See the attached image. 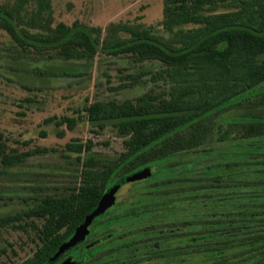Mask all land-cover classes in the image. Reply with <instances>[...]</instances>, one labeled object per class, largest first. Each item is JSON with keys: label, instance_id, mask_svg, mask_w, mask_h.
I'll return each instance as SVG.
<instances>
[{"label": "trees", "instance_id": "1", "mask_svg": "<svg viewBox=\"0 0 264 264\" xmlns=\"http://www.w3.org/2000/svg\"><path fill=\"white\" fill-rule=\"evenodd\" d=\"M0 24L24 54L88 65L105 55L122 58L127 66L160 63L183 73L177 72L178 78L172 79L175 87L162 84L161 69L121 72L124 82L119 89L136 87L146 75L164 87L135 99L97 100L78 111L79 119L85 118L95 134L111 129L113 136L122 140L123 150L115 155L98 154L92 140H73L66 145L67 158L70 154L77 157L72 185L60 193H40L28 209L0 218L2 226L32 233L33 239L25 246L44 248L17 264H43L61 243L72 238L103 196L114 189L118 192L127 177L144 170L152 175L141 181L157 178L145 189L150 194L143 202L150 209L116 221H155L161 215L184 212L172 211L173 206L195 205L202 209L193 212L204 234H194L193 262L264 264V115L233 118L231 125L239 128L237 138L231 137L232 129L216 133V119L252 98L264 85V0H165L162 25L168 33L178 35L201 26L196 39L178 51L161 43L148 27L113 23L103 34L100 28L78 23L55 25L51 0H16L9 9L0 10ZM127 66L122 71H130ZM185 76L204 77L209 84L198 88L180 85L186 83ZM175 97L189 107H174ZM259 104L264 105V99ZM186 115L191 117L184 119ZM54 120L57 126L67 125L70 130L78 122L68 116ZM212 136H217L216 143L209 146ZM32 155L8 152L0 133V175ZM253 172L260 177L243 180L247 186L242 195L236 192L239 179L225 185L229 182L226 175ZM192 186L197 191L194 201L193 195L180 192Z\"/></svg>", "mask_w": 264, "mask_h": 264}, {"label": "rangeland", "instance_id": "2", "mask_svg": "<svg viewBox=\"0 0 264 264\" xmlns=\"http://www.w3.org/2000/svg\"><path fill=\"white\" fill-rule=\"evenodd\" d=\"M15 1L0 0V10L9 9ZM51 2L55 25L64 23L72 26L78 23L89 28H100L103 34L113 23L148 27L152 29L161 43L176 51L194 41L201 27L200 25L192 28L188 26L189 32L186 30L178 35L168 33L162 25L165 0H51ZM24 29L23 32L27 34L26 27ZM125 66L127 64L124 59L105 55H99L92 65H88L82 62L54 60L48 55L24 54L14 47L9 34L1 28L0 24V133L3 135L8 152L33 153L32 156L26 157L25 162L19 166L6 169L5 172L8 174L0 175V218L28 209L40 193H60L66 186L72 185L75 180L77 157L70 154V158H67L66 145L71 141L92 140L95 143L93 151L102 155H115L123 150L122 140L114 137L111 129L108 128L95 134L93 127L85 118L79 119L78 111L97 100L135 99L150 90L160 92L165 86L164 83L176 87L172 79L178 78V71L168 65L163 67L160 63H156L134 67L128 64L127 67L130 68L128 72L122 71ZM155 69H161L160 74L164 80L162 83L164 86L161 83H152L150 76L146 75L142 77L140 84L132 89L118 88L124 82L121 72L135 74ZM185 77L186 83H180V85L198 88V86L203 87L209 84L208 79L204 77ZM263 99L264 85L259 87L249 100L224 111L216 119V133L225 134L228 131L231 132L232 129V138L240 136L239 128L231 125L233 118L244 119L258 114L263 116L264 105L258 106ZM173 104L177 109L189 107L179 97L174 98ZM62 116L78 119L73 130H70L67 125L57 126L54 117L60 119ZM190 117L191 115H186L184 119ZM49 119L53 121L48 122ZM214 136L210 138L209 146L216 143L217 136L215 140ZM157 170V168L153 169L155 172ZM256 173V175L254 172L226 175L224 178L226 177L229 182H225V185H231L229 183L232 179L235 182L239 179L241 183L238 182L239 187L236 192L242 195L244 186H247L242 181L260 177L258 172ZM156 179L124 185L118 195V206L106 219H117L150 209L143 202L149 198L150 194L145 189L155 184ZM235 182L234 186L237 185ZM247 184L255 186L258 182ZM180 192L193 195L192 201H194L197 191L192 186ZM184 199L186 198L181 200ZM176 207L186 208L187 206L176 205ZM191 208L194 211L202 210L199 207L196 208L195 205ZM177 211L181 212V210ZM186 213L188 214L184 210L181 215L178 213L179 215L171 217L176 222L175 224H167L172 221H169L170 218L166 215L163 219L159 218L155 221L143 218L120 224L114 229L120 231L119 236L122 237L139 235L145 227L162 226L165 228L172 227V225H178V230L182 234L189 232L204 234V229L200 227L201 222L191 220ZM195 216L196 212H194ZM189 224L192 226H188ZM33 237L32 233L26 234L11 226L0 224V264L5 262L17 264L26 258L30 248L25 244H30ZM23 245L24 249L21 248ZM178 246L182 245L178 242ZM4 251H6L5 254ZM16 253L19 255L14 256ZM183 261L173 252L170 253V257L164 258L161 262H148L147 264H199V262H204Z\"/></svg>", "mask_w": 264, "mask_h": 264}, {"label": "flooded vegetation", "instance_id": "3", "mask_svg": "<svg viewBox=\"0 0 264 264\" xmlns=\"http://www.w3.org/2000/svg\"><path fill=\"white\" fill-rule=\"evenodd\" d=\"M121 188L116 193L115 205L107 210L102 215V218H96L93 221L85 239L68 249L53 264H147L148 262H161L164 258L170 257V253L173 252L178 258L183 257V260L185 258L188 260L194 259V238L191 236H194L195 233L182 234L178 230V225L165 228L162 226L156 228L145 227V230L139 235L119 236L121 232L114 228L117 225L126 223L115 219H106V217L118 206V195ZM176 209L179 211L186 210L188 212L187 216L191 220L194 219L193 208L172 207V211L178 212ZM174 216L177 215H168L169 218ZM163 217L165 216L161 215L159 218L163 219ZM175 223L167 222V224ZM188 226H192V224ZM70 239L61 243L60 246L67 243ZM37 242L43 243L44 240H37ZM178 242L182 246H178ZM41 249L44 248L35 244L34 247L29 249L30 253L27 258L34 257ZM57 250L47 257L43 264H48Z\"/></svg>", "mask_w": 264, "mask_h": 264}, {"label": "water", "instance_id": "4", "mask_svg": "<svg viewBox=\"0 0 264 264\" xmlns=\"http://www.w3.org/2000/svg\"><path fill=\"white\" fill-rule=\"evenodd\" d=\"M151 175H152V173L150 171L144 170L143 172L136 173V174H134L132 176L127 177L123 181V185L144 180V179L150 177ZM116 193L117 192L114 189V190H111L109 193H107L105 196H103V198L100 200L97 208L91 214H89L86 217L84 223H82L76 229V232L72 236V238L67 243H65L62 246H60V248L57 250L55 255L51 258V260L49 261L48 264H53L54 262H56L58 259H60L65 254V252L68 249H70L71 247H74L79 242H81L82 240L85 239V237L89 233V227L91 226L93 221L96 218H98V217L102 216L103 214H105V212L107 210H109L111 207H113L115 205Z\"/></svg>", "mask_w": 264, "mask_h": 264}]
</instances>
